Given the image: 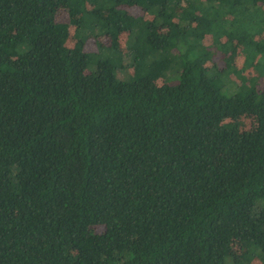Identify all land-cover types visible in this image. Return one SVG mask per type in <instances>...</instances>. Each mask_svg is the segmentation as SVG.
Instances as JSON below:
<instances>
[{
    "label": "trees",
    "instance_id": "1",
    "mask_svg": "<svg viewBox=\"0 0 264 264\" xmlns=\"http://www.w3.org/2000/svg\"><path fill=\"white\" fill-rule=\"evenodd\" d=\"M260 77L264 0H0V264H264Z\"/></svg>",
    "mask_w": 264,
    "mask_h": 264
},
{
    "label": "rangeland",
    "instance_id": "2",
    "mask_svg": "<svg viewBox=\"0 0 264 264\" xmlns=\"http://www.w3.org/2000/svg\"><path fill=\"white\" fill-rule=\"evenodd\" d=\"M129 11H130V13H132L133 15H135V16H140L141 15V11L140 10H138V9H129ZM145 18H147V16H145ZM68 17L65 15V14H63V15H60L59 17H58V21H66V22H68ZM73 28H72V33H73ZM72 41H70L68 44L69 45H73L74 44V39H71ZM100 42H102L104 45H109V39L107 38V37H102V38H100ZM124 51H126V49L124 48L123 49ZM212 50H214V48H213V46H211L210 47V51H212ZM86 51L87 52H90V53H97L98 52V49H97V46H96V44H95V41H94V39H91V40H89L88 42H87V44H86ZM215 51V50H214ZM98 54H95L94 56H95V58L96 59H101V58H103L102 56H100V54H99V56H97ZM105 57H107V54L105 55ZM244 59L243 58H241L239 61H237V64L239 65V67H241V68H246V64L244 63V61H243ZM221 61H220V59L217 57V55L216 54H214L213 55V58L209 61V63L208 64H210V65H213V64H219V65H221V63H220ZM245 71H248V70H245ZM252 72H253V74H258V72L255 70V69H252L251 70ZM119 75L121 76V72H119ZM244 76L245 77H248V72H245L244 73ZM258 76V75H257ZM122 77V76H121ZM259 88H261L262 90H264V78H262V77H260V82H259ZM229 94H232V93H229ZM244 121H246V122H244L243 123V121H242V123H243V129H249V128H251L252 127V123H251V121H247V120H244ZM233 253L236 255V257H238V255L240 254V248L237 246V245H234L233 246Z\"/></svg>",
    "mask_w": 264,
    "mask_h": 264
}]
</instances>
